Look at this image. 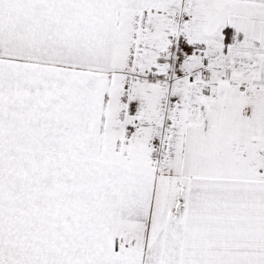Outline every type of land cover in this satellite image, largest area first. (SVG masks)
Instances as JSON below:
<instances>
[{"label": "snow or ice", "instance_id": "6c2138e0", "mask_svg": "<svg viewBox=\"0 0 264 264\" xmlns=\"http://www.w3.org/2000/svg\"><path fill=\"white\" fill-rule=\"evenodd\" d=\"M0 264H264V0H0Z\"/></svg>", "mask_w": 264, "mask_h": 264}]
</instances>
